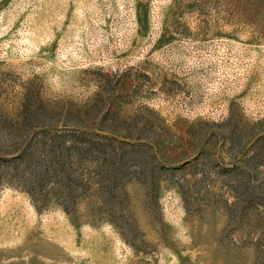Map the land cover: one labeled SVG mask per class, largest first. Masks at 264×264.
Here are the masks:
<instances>
[{
    "label": "rangeland",
    "instance_id": "374dc122",
    "mask_svg": "<svg viewBox=\"0 0 264 264\" xmlns=\"http://www.w3.org/2000/svg\"><path fill=\"white\" fill-rule=\"evenodd\" d=\"M0 264H264V0H0Z\"/></svg>",
    "mask_w": 264,
    "mask_h": 264
}]
</instances>
